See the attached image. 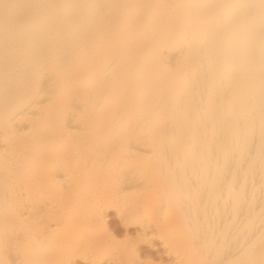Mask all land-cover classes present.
Returning <instances> with one entry per match:
<instances>
[{"label":"bare ground","instance_id":"obj_1","mask_svg":"<svg viewBox=\"0 0 264 264\" xmlns=\"http://www.w3.org/2000/svg\"><path fill=\"white\" fill-rule=\"evenodd\" d=\"M0 264H264V0H0Z\"/></svg>","mask_w":264,"mask_h":264},{"label":"rangeland","instance_id":"obj_2","mask_svg":"<svg viewBox=\"0 0 264 264\" xmlns=\"http://www.w3.org/2000/svg\"><path fill=\"white\" fill-rule=\"evenodd\" d=\"M151 140H152V136H151V138L147 141V144H146V146L149 148V149H151V144H150V142H151ZM127 168V165H123L122 166V169H126ZM99 176H101V175H99ZM40 184H41V186L40 187H42L43 189L45 188V190H44V192L45 191H52V187H51V189L49 188L50 186H48L47 185V183H45V181H43V180H40ZM34 189H35V187H34ZM83 190H85L86 191V187L83 189ZM34 191H36V190H34ZM34 191H30V192H27L25 195H27L28 197H26V201H25V203H28L29 205L31 204H40V206H42V203L41 202H39V196L38 195H36V196H32V194H34L33 192ZM30 193V194H29ZM77 192H75L74 194H73V196H72V198H70V200H67V204H69L70 205V207L69 208H72V204L74 203V201L75 202H78V199H79V196H77ZM76 195V196H75ZM52 196V195H51ZM75 196V197H74ZM77 198V199H76ZM40 199H44L43 197H42V193L40 192ZM62 199H64V197L62 196ZM31 200V202H28V201H30ZM72 202V203H71ZM61 203H62V200H61ZM27 204V205H28ZM63 204H64V202H63ZM102 261H104V260H102Z\"/></svg>","mask_w":264,"mask_h":264}]
</instances>
